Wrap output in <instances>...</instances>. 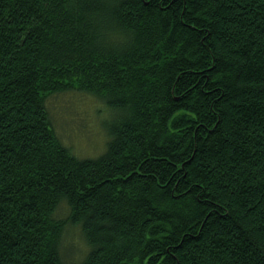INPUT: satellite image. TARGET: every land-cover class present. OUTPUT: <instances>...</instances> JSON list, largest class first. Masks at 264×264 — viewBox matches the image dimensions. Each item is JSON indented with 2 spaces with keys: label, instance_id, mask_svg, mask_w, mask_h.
Segmentation results:
<instances>
[{
  "label": "trees",
  "instance_id": "1",
  "mask_svg": "<svg viewBox=\"0 0 264 264\" xmlns=\"http://www.w3.org/2000/svg\"><path fill=\"white\" fill-rule=\"evenodd\" d=\"M0 264H264V0H0Z\"/></svg>",
  "mask_w": 264,
  "mask_h": 264
},
{
  "label": "rangeland",
  "instance_id": "2",
  "mask_svg": "<svg viewBox=\"0 0 264 264\" xmlns=\"http://www.w3.org/2000/svg\"><path fill=\"white\" fill-rule=\"evenodd\" d=\"M48 105L57 134L74 153L81 157H95L103 151L105 133L99 120L107 116V111L95 97L77 91H67L50 97ZM62 210L61 207V216L64 215ZM70 248H73V257L77 260L87 251L88 246L79 226L67 229L63 238V252L68 253Z\"/></svg>",
  "mask_w": 264,
  "mask_h": 264
}]
</instances>
